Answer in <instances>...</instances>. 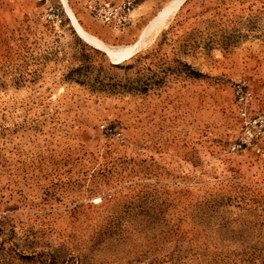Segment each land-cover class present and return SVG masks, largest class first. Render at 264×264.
<instances>
[{"label":"rangeland","instance_id":"374dc122","mask_svg":"<svg viewBox=\"0 0 264 264\" xmlns=\"http://www.w3.org/2000/svg\"><path fill=\"white\" fill-rule=\"evenodd\" d=\"M0 264H264V0H0Z\"/></svg>","mask_w":264,"mask_h":264},{"label":"built area","instance_id":"2783aa9c","mask_svg":"<svg viewBox=\"0 0 264 264\" xmlns=\"http://www.w3.org/2000/svg\"><path fill=\"white\" fill-rule=\"evenodd\" d=\"M86 7L89 12L104 21L117 26H124L130 19V8L127 4H113L110 0H88ZM233 92L239 105L240 115L245 124L251 121L249 118V106L252 100V91L244 84V82H236L233 85ZM250 138L248 136L241 139V143H246ZM241 145H238V147Z\"/></svg>","mask_w":264,"mask_h":264},{"label":"bare ground","instance_id":"6f19581e","mask_svg":"<svg viewBox=\"0 0 264 264\" xmlns=\"http://www.w3.org/2000/svg\"><path fill=\"white\" fill-rule=\"evenodd\" d=\"M183 1L184 0H172L171 2H169L166 5V7L164 8V10L160 13L158 18L152 20L148 24V26L144 29L143 33L141 34L140 39L136 43L126 45V46L124 45V46H120V47L119 46L118 47H112L111 45H108L105 42H103L99 37H97L93 33L84 29V27L79 23L77 15L73 11V9L71 8L68 0H63L65 7H66V10H67L75 28L78 30V32L81 33L90 42L108 49V51L111 54L115 55L116 57L117 56L118 57H124V56H129V55L134 54L135 51L138 48H140L141 45L146 43L147 38L150 35V33L152 32V30L154 31L155 28L161 26L162 24L164 25L165 20H167V18H169V15H171L175 10H177L180 7V5L182 4ZM155 33H156V31H155ZM155 33H153V35Z\"/></svg>","mask_w":264,"mask_h":264}]
</instances>
